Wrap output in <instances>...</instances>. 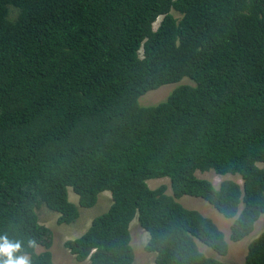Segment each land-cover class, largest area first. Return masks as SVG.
<instances>
[{
  "label": "trees",
  "instance_id": "1",
  "mask_svg": "<svg viewBox=\"0 0 264 264\" xmlns=\"http://www.w3.org/2000/svg\"><path fill=\"white\" fill-rule=\"evenodd\" d=\"M167 84L165 100L140 103ZM260 163L264 0H0V236L31 264H53L42 205L58 225L77 220L69 190L82 208L112 197L64 243L79 262L134 264L136 219L153 264H227L197 246L225 256L224 234L178 200L233 220L238 242L264 215ZM205 171L241 184L216 188ZM165 178L172 195L147 185ZM244 264H264V231Z\"/></svg>",
  "mask_w": 264,
  "mask_h": 264
},
{
  "label": "rangeland",
  "instance_id": "2",
  "mask_svg": "<svg viewBox=\"0 0 264 264\" xmlns=\"http://www.w3.org/2000/svg\"><path fill=\"white\" fill-rule=\"evenodd\" d=\"M158 21V20H157ZM155 22L157 25L158 22ZM181 83H188L183 80ZM176 84H167L159 87L156 90L149 91L140 98L142 105L157 104L166 99V97L176 88ZM258 167L264 170V164H258ZM196 176L201 179L208 180L214 187L218 188L224 181H234L241 184V179L238 176L219 175L213 171L196 172ZM150 189H156L160 186L166 187V194L172 195L170 190V182L168 179H152L147 181ZM69 201L76 205L79 215L77 220L70 225H58V214L49 210L45 205H42L38 211L39 221L52 232V263L53 264H89L88 261L79 262L66 250L64 243L74 240L81 236L90 226L93 218L106 212L112 205V197L109 192H102L97 199L95 205L91 208H82L78 204V196L72 191H68ZM185 208L200 212L202 215L210 218L224 234L225 240L228 243V251L225 256H220L210 248L197 243L199 250L206 256L214 258L218 261L227 264H244L245 257L248 251V246L252 240L258 237L264 231V215H261L254 225V231L238 242H232L230 238V226L233 220L224 218L207 202L184 196L178 200ZM137 220L134 219L130 226L131 246L134 252V264H153L154 254L146 252L144 247L148 240V235L139 227ZM44 251L42 247L37 248V252Z\"/></svg>",
  "mask_w": 264,
  "mask_h": 264
},
{
  "label": "clouds",
  "instance_id": "3",
  "mask_svg": "<svg viewBox=\"0 0 264 264\" xmlns=\"http://www.w3.org/2000/svg\"><path fill=\"white\" fill-rule=\"evenodd\" d=\"M21 245V241H10L7 235L0 236V264H31L27 255H19ZM29 245L34 246V242L29 241Z\"/></svg>",
  "mask_w": 264,
  "mask_h": 264
}]
</instances>
